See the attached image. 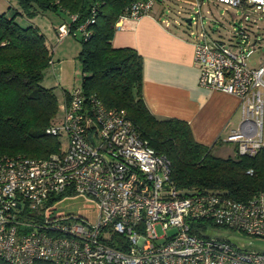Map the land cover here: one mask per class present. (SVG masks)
Here are the masks:
<instances>
[{"label":"built area","instance_id":"built-area-1","mask_svg":"<svg viewBox=\"0 0 264 264\" xmlns=\"http://www.w3.org/2000/svg\"><path fill=\"white\" fill-rule=\"evenodd\" d=\"M212 1L240 13L232 23L233 43L208 33L200 4L188 17L198 83L240 99L239 126L224 141L237 154L251 156L264 148V63H249L259 43L253 45L248 30L239 26L264 18V0ZM152 3L132 2L116 28L146 14ZM57 30L60 42L68 31L65 25ZM59 112L60 121L47 129L64 136L57 152L0 155V261L264 264V250L211 235L225 228L264 239V191L241 200L223 190L179 189L171 181L168 158L140 136L126 110L107 107L79 84L63 95ZM75 196L95 201V221L55 212L62 199Z\"/></svg>","mask_w":264,"mask_h":264},{"label":"trees","instance_id":"trees-1","mask_svg":"<svg viewBox=\"0 0 264 264\" xmlns=\"http://www.w3.org/2000/svg\"><path fill=\"white\" fill-rule=\"evenodd\" d=\"M9 1L8 10L0 12V155L46 157L59 150L61 140L47 132L60 121L56 118L58 98L53 87L42 83L45 69L53 62L51 46L37 25L17 20L51 11L62 16L55 28L65 25L67 36L80 43L76 56L81 71L79 86L107 107L126 110L140 136L168 158L176 187L223 190L241 200L264 191V148L251 156L239 155L235 148L228 156L215 154L213 145L194 138L186 120L157 117L148 108L142 93L141 55L133 47L111 42L119 16L138 0ZM260 21L264 18L250 19L251 23L239 27L248 30L253 45L259 43L264 63V23ZM207 25L211 26L210 22ZM233 40L231 33L228 43Z\"/></svg>","mask_w":264,"mask_h":264},{"label":"crops","instance_id":"crops-1","mask_svg":"<svg viewBox=\"0 0 264 264\" xmlns=\"http://www.w3.org/2000/svg\"><path fill=\"white\" fill-rule=\"evenodd\" d=\"M198 4L202 15L205 5L207 13H212V7L217 10L224 7L231 13L232 21L240 13L212 0H153L146 14L123 20L121 27L115 29L111 42L113 46L133 47L141 55L142 93L150 111L157 117L186 120L194 138L205 145H213L214 151L220 144L228 143L225 137L239 126L240 99L198 83L199 68L193 59L192 38L183 32L180 22ZM188 9L192 12L185 11ZM210 19L208 17L206 24L217 20ZM17 20L23 25H37L52 53L67 41L68 36H65L57 42L55 27L62 21L60 15L46 12L32 18L19 16ZM250 64L261 65L260 55ZM69 88L63 87V90Z\"/></svg>","mask_w":264,"mask_h":264},{"label":"rangeland","instance_id":"rangeland-1","mask_svg":"<svg viewBox=\"0 0 264 264\" xmlns=\"http://www.w3.org/2000/svg\"><path fill=\"white\" fill-rule=\"evenodd\" d=\"M13 1V0H12ZM9 0H0V12L7 11L8 6H10ZM207 5L203 6V15L205 21V28L208 33L215 38L223 39L225 41H229V35L233 29L232 22L229 21L231 17V13L229 11H225L220 7L218 10L212 7V13H207ZM11 9V8H10ZM233 9H230V11ZM189 13L192 11L190 9L187 10ZM49 13H52L49 11ZM185 13V12H184ZM193 13V12H192ZM191 13V14H192ZM186 17H191V15ZM185 17V18H186ZM208 17L217 19L214 22H211V26L206 24ZM183 18L181 22H183L184 28L189 32V24L186 19ZM264 23L262 21L259 22ZM188 25V26H185ZM58 28V27H57ZM55 28L56 37L58 36L59 30ZM194 28V26H193ZM57 44V42L55 43ZM56 46V45H55ZM80 47V43L72 36L67 37V41L58 47L51 55H52V65L49 68H46L43 76V85L47 87H53V89L57 93L58 98V108H60V103L62 102L63 97V87L69 88L72 86H76L80 83L81 71L80 64L77 59V53ZM56 48V47H55ZM260 55V51L255 49L253 53L249 56V63L256 60L257 56ZM61 113H57V121L60 119ZM60 139L64 140V136H60ZM215 154L221 156L231 155L233 152V144L232 143H222L213 151ZM56 213H77L84 217H86L89 221L93 222L96 219V203L93 199L87 198L85 196H75L68 197L62 199L55 208ZM156 229L158 233H162L160 225H156ZM173 228L169 229L168 232H172ZM212 236H225L231 241H241L251 248L256 250H264V239H254L241 235L239 233H228L225 228H217L215 231L211 232ZM252 243V245H251Z\"/></svg>","mask_w":264,"mask_h":264},{"label":"water","instance_id":"water-1","mask_svg":"<svg viewBox=\"0 0 264 264\" xmlns=\"http://www.w3.org/2000/svg\"><path fill=\"white\" fill-rule=\"evenodd\" d=\"M189 19H190V18H186V21L189 22V21H190Z\"/></svg>","mask_w":264,"mask_h":264}]
</instances>
